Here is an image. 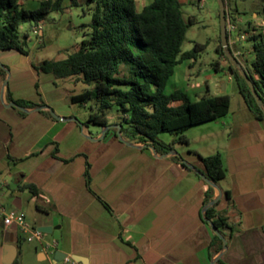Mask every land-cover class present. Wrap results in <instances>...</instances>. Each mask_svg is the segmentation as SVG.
Returning <instances> with one entry per match:
<instances>
[{"label": "crops", "instance_id": "crops-1", "mask_svg": "<svg viewBox=\"0 0 264 264\" xmlns=\"http://www.w3.org/2000/svg\"><path fill=\"white\" fill-rule=\"evenodd\" d=\"M151 1L136 0L138 11ZM243 22L237 40L249 41L245 51L236 47L233 30L229 45L236 47L246 67L252 61L247 54H254L249 37L260 29L253 21ZM221 60L229 80L235 81L228 62ZM71 94L52 73L34 67L30 52L0 50V201L7 210L23 211L35 227L52 226L44 232V242H57L45 251L0 217V264H72L57 259L56 251L76 264H218L222 250L214 254L215 231L205 216L217 197L215 211L224 212L233 227L222 259L228 264H264V120L242 96L234 108L228 93L227 115L191 126L185 133L189 142L180 150L176 143L163 156L144 143L127 144L106 127L105 134L92 133L73 111ZM16 99L39 105L24 110L9 105ZM197 139L209 144L194 146ZM218 151L227 169L217 183L221 195L196 169L198 155ZM178 155L194 168L175 159ZM28 184L38 193L22 188ZM211 187L213 199L206 203Z\"/></svg>", "mask_w": 264, "mask_h": 264}, {"label": "trees", "instance_id": "trees-1", "mask_svg": "<svg viewBox=\"0 0 264 264\" xmlns=\"http://www.w3.org/2000/svg\"><path fill=\"white\" fill-rule=\"evenodd\" d=\"M64 2L65 0H42L38 8L26 9L20 0H0V50L15 49L29 55V35L25 33L24 38L21 37L20 25L31 22V27H34L50 12L63 11L67 7ZM86 2L92 6V21L87 25V36L75 51L66 58H46L39 63L33 62V65L38 70L52 73L56 79L75 77L77 82L89 85L83 92L72 93L70 96L71 103L89 106L88 103L93 102L88 122L107 127L110 124L109 109L116 106L122 113L116 124L121 125L120 131L125 140L144 143L154 147L157 153L165 154L173 151L176 143L189 142L185 133L191 126L228 114L231 102L228 93L205 94L192 100L180 88L169 93L165 90L177 66L186 59H191L194 63L199 52L206 47V44L196 43L193 49L183 50L186 32L195 18L186 16L182 0H152L140 11H136V0ZM78 4V0H70L69 5ZM228 18L227 9V20ZM248 23L251 25L252 20ZM229 36L228 30V39ZM249 40L253 42L255 57L250 66L244 67L264 102V31L253 32ZM217 52L228 62L246 105L258 119L264 120V109L258 104L246 79L239 68L225 56L221 35ZM219 64L220 61L214 63L217 71L220 70ZM15 101L26 107L39 105L22 99ZM117 129L110 128L107 133L113 130L117 134ZM161 133H169L174 138L167 143L160 138ZM198 156L200 165L196 169L204 173L211 182L218 183L226 176L227 169L221 152ZM175 159L187 167L182 156H175ZM86 176L90 187L89 168ZM22 188L38 193L34 185L28 184ZM213 192V187L206 191V203L213 199ZM226 195L228 199L231 198L229 191H226ZM103 202L111 209L106 201ZM205 216L214 223L224 238L228 240L231 237L233 227L224 212L215 211V205H212L207 208ZM211 246H214V254L223 248V239L216 232ZM217 263L228 264L222 257L217 259Z\"/></svg>", "mask_w": 264, "mask_h": 264}, {"label": "rangeland", "instance_id": "rangeland-1", "mask_svg": "<svg viewBox=\"0 0 264 264\" xmlns=\"http://www.w3.org/2000/svg\"><path fill=\"white\" fill-rule=\"evenodd\" d=\"M24 1L22 5L26 9L38 8L42 0H20ZM145 0H138L143 3ZM229 17L232 23L236 25L232 34L237 42V48L245 51L249 43L248 40H237L240 36V30L245 29L243 21L252 20L253 26L264 31V0H225ZM78 5H69L70 0H66L64 5L67 6L63 11H52L44 19L43 23V40L38 42L36 33H34L31 22L22 23L19 27V33L24 38L28 33L27 43L30 49V56L33 62L39 63L43 59H63L69 53L75 51L81 40L86 37L89 31L87 26L92 21V6L87 4L86 0H78ZM136 5V11H138ZM183 10L187 17L193 16L195 22L191 24L186 32L183 43V50L193 49L196 43L206 44L202 49L196 61L183 60L176 68L175 74L169 79L166 85V92L169 93L174 89L180 88L186 91L192 100H197L207 95H218L230 93L233 98L232 106L235 108L242 97L239 93L238 85L235 81L229 80V70L222 64V57L217 52L219 36L221 35L220 20V2L219 0H183ZM230 32V31H229ZM252 32V31H251ZM251 34V33H250ZM231 46L234 52L235 48ZM249 60L254 59V54H247ZM220 61V70H216L214 63ZM256 75V74H255ZM56 83L65 87L71 93L83 92L89 85L82 81H76L75 77L66 79H56ZM224 84L227 89H223ZM87 105L71 103V107L78 118L89 125L92 133L101 132L103 129L99 124L88 122V117L92 109L93 102ZM122 113L114 106L109 109L108 119L110 124H116L120 120ZM171 134L162 133L160 138L167 141ZM197 139L193 145H208L209 141L200 143ZM192 145V146H193ZM183 143L178 142L176 148L181 149ZM206 150V149H205Z\"/></svg>", "mask_w": 264, "mask_h": 264}, {"label": "water", "instance_id": "water-1", "mask_svg": "<svg viewBox=\"0 0 264 264\" xmlns=\"http://www.w3.org/2000/svg\"><path fill=\"white\" fill-rule=\"evenodd\" d=\"M220 2V20H221V41H222V47L224 50V54L226 57L229 58V60L231 61V63L238 67L239 70L241 71L242 75L244 76V78L246 79L247 83L249 84L251 91L253 93V95L255 96L258 104L260 106L263 107L264 109V102L262 99V96L259 94L253 80L251 79V77L249 76L248 72L246 71L245 67L243 66V64L241 63V61L239 60V58L235 55V53L231 50L230 46H229V39H228V20H227V7H226V1L225 0H219ZM9 105H12L14 107H19L20 109H25V107L19 105L16 101H11ZM42 107H47L49 108L51 114L53 117L57 118V119H62V117L60 115H58L51 107H49L48 105H43ZM41 107H37L36 109H40ZM117 127V135L119 137L120 140L125 141L127 144H131L130 141L125 140L121 134L120 128L121 125L120 124H109L106 129H110V128H114ZM106 132L104 131L103 134H105ZM93 139V137H91ZM155 153H157L154 149V147L149 146ZM172 153V152H169ZM165 154H163L164 156ZM183 162L186 165H189L190 167L194 168V166L189 163L186 159L183 158ZM198 171V170H197ZM198 173L200 174L201 177H203L206 181L211 182L204 173L198 171ZM219 191V194L221 195L222 191L220 189V187L217 185V183H213ZM218 200V197L213 199L210 203L209 206L213 205L214 203H216V201ZM206 220L210 223V225L212 226L213 230L223 239V249L222 251L218 254L216 260L218 258H220L223 254V250L227 248V243L228 240L226 238H224V236L220 233V231L217 229V227L214 225V223L206 218ZM40 230L44 231V232H51L53 227L50 225H42L38 227ZM57 259H64L66 257V253L61 252V251H56L55 254ZM60 256V257H59Z\"/></svg>", "mask_w": 264, "mask_h": 264}, {"label": "built area", "instance_id": "built-area-1", "mask_svg": "<svg viewBox=\"0 0 264 264\" xmlns=\"http://www.w3.org/2000/svg\"><path fill=\"white\" fill-rule=\"evenodd\" d=\"M236 28V25L232 23L231 19L228 18V30L232 31ZM34 33H36L38 42L41 43L43 40V23L39 22L33 27ZM235 53V52H234ZM236 56H239V52L235 53ZM4 183L0 181V194L2 192ZM0 217H2L5 225H16L18 226L27 237V240L30 242L37 241L40 242L42 248L45 251H49L57 244L56 240L52 242H44V231L40 230L38 227L31 225L27 218L26 214L23 211L17 210H7L2 202L0 201ZM67 261H71L72 264H76L77 262L74 260H70L69 257H65ZM51 264H56V262H52Z\"/></svg>", "mask_w": 264, "mask_h": 264}]
</instances>
